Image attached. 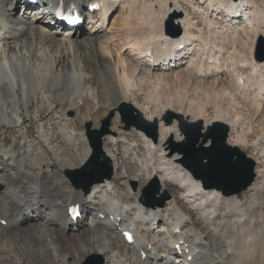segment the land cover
I'll return each mask as SVG.
<instances>
[{
	"label": "bare ground",
	"instance_id": "bare-ground-1",
	"mask_svg": "<svg viewBox=\"0 0 264 264\" xmlns=\"http://www.w3.org/2000/svg\"><path fill=\"white\" fill-rule=\"evenodd\" d=\"M33 1H37L35 6L27 0H0V129L21 127L23 106L29 114L30 110L42 114L62 105L55 122L62 129L63 138L59 143L58 133L45 122L39 138L25 145V150L14 147L4 155L6 166L11 172L17 171L14 173L20 178L11 176L13 186L5 189L6 196L1 193V201L9 205V210H2L5 217L0 213V231L9 228L12 232L7 241L1 242L2 249L11 247L13 240L25 242L26 247L13 250L12 257L20 260L31 254L30 264H81L91 255L101 256V264H187L179 250H189L194 256L193 264H264V169L255 172L254 181L246 189L226 195L215 185L205 187L187 164L194 161L192 150L201 138L207 136L200 149L210 143L208 140H212L210 148L221 144V127L215 125L221 131L217 134H204L203 124L197 133H191L190 127L182 129L187 139L180 150L186 156L183 164L181 156L174 155L170 148L175 129L165 125L161 115L151 113L149 117V121L160 124V161L153 156L154 130L148 133L135 126L117 141L112 140L113 133L120 129L113 126L108 135L111 143L103 145L113 176L85 190L74 182L71 185L68 177L84 169L93 148L87 133L70 134L72 120L63 117L79 109L87 99L98 102L105 110L110 106L119 112L124 103L137 101L140 93L160 89L164 95V87H179L193 75L195 90L204 96L209 94L206 104L215 107L216 118L212 121L221 126H241L245 115L241 116L243 119L240 115L246 111L248 99L254 110L264 108V62L258 60L259 56L255 61H239L233 59V54L224 57L218 39L228 42L242 34L243 39L250 30H261L264 14L251 8L248 0H200L198 4L207 3L206 8L196 5L194 10L207 16L208 31L214 32L209 44L203 40L205 34L200 35L203 38L196 35L190 15L175 18L183 34L173 39L165 33L163 24L162 28L157 25V30L149 22L140 23L146 19L140 20V13L135 14L140 0ZM97 3L101 10L91 11L90 7ZM170 5L167 4L165 18L180 12L176 5ZM57 8L76 10L84 25L73 31H60L55 19ZM150 13L147 17L153 16ZM214 16L216 23L211 20ZM240 18L244 20L241 27L237 26ZM231 29L235 30L230 33ZM197 41L201 48L195 52ZM184 51L187 54L182 56ZM248 70L247 77H243ZM212 78L215 80L210 82ZM157 92L148 95L150 105H169L163 107L164 111L188 118L186 109L185 114L174 111L170 101L163 103ZM133 105L137 113L146 116L145 110ZM203 112H199L200 120L206 118L207 111ZM253 117L249 115V125L256 123ZM85 118L88 119L87 113ZM252 127L243 133L232 130L229 143H248ZM175 132L178 137V130ZM189 136L198 139L192 142ZM227 142L228 138L226 145L230 146ZM257 144L254 142V146ZM188 149L189 157L185 153ZM263 158V153H257L256 163H263ZM29 168L38 171L34 174ZM153 178L160 182L161 193L167 196L158 205L141 198L142 186ZM134 182L140 185L137 191L132 188ZM148 192L152 198L158 193ZM76 205L81 206V218L74 220L69 209ZM88 216L90 220L85 221ZM128 230L135 233L134 244L124 239L123 233Z\"/></svg>",
	"mask_w": 264,
	"mask_h": 264
},
{
	"label": "rangeland",
	"instance_id": "rangeland-1",
	"mask_svg": "<svg viewBox=\"0 0 264 264\" xmlns=\"http://www.w3.org/2000/svg\"><path fill=\"white\" fill-rule=\"evenodd\" d=\"M165 1H166V4H165ZM199 1L200 0H198V1L197 0H140L137 3L138 6H136L137 10H135V14L137 16V15H139L138 13H140V16H142V17L138 16L139 19L140 18L143 19L144 17H146L147 21H146V19H143L142 21H140V23H144V24H147V25L150 24V26L154 25L155 26L154 28L157 29V30H160V28H162V24H163V28L165 30V33L166 32L169 33V38H171V39L177 37L176 35L178 34L179 29L181 30V35L183 34L182 29L179 27V25L176 24L175 18L185 17V15H190V18L192 19V21L194 22V24L196 26L195 27L196 35L200 36L201 34H203V35L205 34L204 38H203V36H200V37L203 38V40L205 39L204 41H206L209 44H211L210 41L213 40V38H211V37H212V34L214 32L211 33V32L208 31V27H207L208 23H205L208 20V19H206L207 16L197 14L195 12V10H194V7L196 5H199L198 4V3H200ZM248 1L251 2L250 3L251 8L254 7L255 11L262 12V14H264V0H248ZM176 2L178 4H176ZM227 2L230 3L229 0H227ZM167 4L168 5L171 4L170 6H173V5L175 6L176 5L175 7H177L180 10V12L176 13V14H174V13L170 14V15H168L165 18L164 16H166V13H167V8H166ZM199 6L202 7V8H206L207 3L206 4H200ZM251 8L248 11H250ZM154 11H156L157 14H155L156 12H154ZM148 12L149 13L152 12L150 14L153 15L152 17H154V16L155 17L153 19H152V17H147V16H151V15H148L149 14ZM171 16L174 17L173 21H172V24H168V21H169ZM248 16H250V15H248ZM164 18H165V20H164ZM213 18L211 20H213V22L215 21V23H216V20H218V19H216L217 17H215L214 19ZM242 19L243 18L238 19L237 26L238 25L240 27L242 26L243 21H244V20L242 21ZM111 20L112 19H110V21ZM162 20L164 22L160 23ZM150 21H153L154 24H152L153 22L151 23ZM148 22H149V24H148ZM157 25H159L158 27H160V26L161 27L160 28H156ZM234 30L235 29H231L230 33L232 31H234ZM241 37H243V34H242ZM241 37L237 38V39L231 38L230 41H228V42H225L224 41L225 39H218V43L219 44L221 43L220 45L222 46V48H224V51H223L224 52L223 53L224 57H225V55L227 57V56H229V55L231 56V54H233L232 55L233 59H236V60H239V61L242 60V58H243V60H247V61H250L252 59L255 61L257 59V57L260 56L262 51L264 50V27L261 30H259V31L258 30L257 31H251L250 30L247 34L244 35L243 39ZM207 38H208V40H207ZM209 38H211V39H209ZM222 41H224L223 45H222ZM200 46L201 45H200L199 41H197L196 45H195V47L197 49L194 50V51L198 52L200 50V48H201ZM226 48H227V51H225ZM170 49H171V47H170ZM238 51H240V52H238ZM184 54H187V53L184 51L181 55L183 56ZM242 55H244V56H242ZM182 62H183V59H182ZM185 64H187V63L184 62V65ZM222 70H224V69H222ZM193 71H194V69H193ZM246 72H249V70L245 71L243 73V75H244L243 77H247L248 73H246ZM226 77H228L226 79L229 80L230 79L229 77H231V76L229 75V76H226ZM234 78H236V77H234ZM199 79H200V77H199ZM195 80L196 79H194L193 75H192V78L189 81H187L186 83H181L180 84L181 86H179V87H176L174 85H173L174 87L172 85H170V86L167 85L169 87H164V89L166 88V92H167V93L165 92L166 94H164V95H162L160 93V89L157 90L158 92L154 91V90H151L152 92L150 91L151 92L150 94L152 96L153 93L156 94V92H157V94L161 96L162 102L164 103V101L165 102L170 101V105L172 106V107L171 106L170 107L173 108V110L176 111V112L178 110L179 111L181 110L183 112V114H185L184 111L186 109V115H187L188 118L184 117V119L187 122H189V123H194V122L201 121L202 124H203L202 132L204 134H208L209 132H211V134H217L219 132L221 133L220 129L214 128L215 123L212 121L213 119L216 118V113H215L216 110H214L215 107H213V105L210 104V103L206 104V103H208V99L209 98H207V96L209 94L207 96L202 95V93L199 94L195 90L196 89ZM212 80H215V79H213V78L210 79V82H212ZM236 80L237 79H235V81ZM192 83H194V84H192ZM185 89H186V91H185ZM188 89H190V90H188ZM182 92H183V94H182ZM184 92H186V93L188 92V93L186 94ZM150 94L140 93L139 98L137 99V101L131 99L130 103L129 102L128 103L131 104L132 106H134L133 104L136 103L141 109L145 110L144 112H147V113H146V116L145 115H143V116L148 121H149V117L151 116V113H154L155 116L161 115V119H162L161 121L164 120V123H166L165 116H166L167 113H170V112H169V110H165L164 111V109H166L167 106L169 107V105L166 104L167 106H164V104H162L163 106H160V107L158 105H155V104H151L150 105L149 100H148L149 99L148 95H150ZM154 94H153V96H154ZM195 95L197 97H195ZM180 97H182V98H180ZM179 99H181L182 103L180 102ZM249 101H250V99H248L247 102H246V105H247L246 111L244 112V114L242 113L240 115V118H241V116L245 115L244 119L241 118V119H243V120H241V122H242L241 126L243 128L241 126L235 128L232 124H230L231 126H228V127H229V134H230L232 130L235 133H237L238 131L243 133V132H246L248 130L247 128H250V126L251 127L254 126V127H252L253 130H251V135L252 136L248 138V143L241 144L240 146H236L235 143H229V137H230V135H229L227 144L232 146V147L233 146L234 147L235 146L239 147L243 152L246 153V155L248 157L253 159L255 161V163H256L255 155L257 153H261V154L263 153V155H264V129H263L264 128V108L262 109V108L259 107L261 112H260V110L258 111V109L254 110L253 109L254 107L252 105H250ZM199 102H200V104H198ZM82 103L80 104L79 109H77L75 111H70V112L67 113V115H63L64 118H66V116H68V118L69 119L71 118L70 120H72V122L70 123L71 128L69 127L70 128L69 130L72 131V132L70 133L69 130H68L67 131L68 134L70 133L72 135H78V136L81 135L82 133L86 134V125L88 123L92 124V128H91L92 130H101V128L103 127L104 121L109 118V116H110L112 111L115 112V110L113 108H111L110 106H108L109 108L105 107V108H107L106 110L103 109V107L101 108L98 105V102L94 101L93 99L84 100ZM176 103L178 105H180V107L178 105H176ZM205 105H206V107H205ZM90 106H91V108L93 110L90 108ZM200 106H202L204 108H202V110H201ZM163 107H164V109H163ZM62 108H63L62 105H57V108L52 107L51 111H49V112H42V114H37L33 110H30V114H29L28 109L23 106V115H22L23 118H24L23 125H21V127H18V128L3 127V128L0 129V178H1V181H0V213L2 214L3 217H5V215L2 213V210L3 211L4 210H9V205H5L4 201L3 202L1 201V193L4 194L3 196H6L8 194L7 193L8 191H6V190H9V188H11L13 186L14 181H13V179H11V176H13L16 179L20 178V176H17V174H15V173H17V171H12L11 172L10 171V167L6 166V162H5L6 156H4V155H6L14 147H16L17 150H19V151L25 150L24 149L25 145H27L30 142L32 143L36 139L39 138V136L41 134V131H42L41 130V125L43 123H45V122H49L50 123V130H52V128H53V130H55L56 133H58L57 134V135H59L58 136L59 137L58 138V142L62 141L61 140L63 138L62 129L60 127H58L56 125V122H55L56 116L59 113L62 112ZM89 108H90V110L88 111ZM104 110L107 111L106 115H104V112H105ZM198 110H199V112L202 111V114L204 113L203 110L205 112L207 111L206 118H205L206 120L204 118H203V120H200V115L199 114H201V113H199ZM188 111L190 113L194 112L195 114L193 113L194 114L193 115L191 113V115H190V113H188ZM249 111H251L252 114H250ZM257 112H260V113H257ZM86 113L88 114V119L85 118ZM196 114H198V116ZM228 114H230V112ZM249 115H250V117L254 116L253 120L256 121V123H254L252 125H249L250 124ZM83 118H84L85 122L82 120ZM247 119H249V120H247ZM154 120H155V118H154ZM149 122L153 123L154 121H149ZM245 124H248V126L246 127ZM165 125H167L168 127H173L175 130H178L179 135H180V136L178 135V137H181V135L183 136L182 139L178 138L175 130H172V132H174V133H172V137H170V138H172V142H173V144L174 143L175 144H174V146H172V144H171L170 148H171V151L173 152L174 155L175 154H179L181 156L180 158L183 160V164H184L186 156L184 154H182L180 152V150L183 148L182 143L187 141V139L185 137V134L183 133L182 129L179 127V123H178L177 120H175L170 125L167 124V123ZM113 126H117V128H119L120 130L118 132H114L113 133L114 136H113L112 140L115 138L117 141H119L124 134L126 136L127 133L129 132V131H126L124 129L125 125H124V123L122 121V118H121V115H120L119 112H115L113 118L110 121V125H109L110 132H111V129L114 128ZM133 127H135V126H132V128ZM210 127L213 128L212 131H210ZM244 127H245V129H244ZM188 130H190L191 133H197L198 128L197 127H193V128H189ZM51 133H53V132H51ZM108 135L104 138V142H107L108 144H110L112 140L109 139ZM141 135H145V133L142 132ZM158 135H160V130L158 132ZM158 141H159V137H158ZM158 141H157V143H154V140H153V143L156 145V149L153 150V156H155L157 158V161L158 160L160 161L161 160L160 156H162V155H160L159 152H158V151L161 150V148H160V146L158 144ZM203 141H204V139L201 138L199 144L196 145V150L195 151L192 150L193 156L195 154H199L198 150L200 149L201 144H202ZM208 141H210V143L207 144V145H204V148H207V150H202L200 152V154L203 155V156L204 155H208L210 153V147L212 146V140H208ZM254 142L258 143L257 144L258 149H257V146H254ZM59 143H61V142H59ZM103 145H104V143H103ZM134 146H135V144H134ZM28 150H30V149H28ZM190 156H191V153H190ZM47 157H48V155H47ZM90 159L91 158H89V160ZM235 159H237V158H235ZM89 160L86 162V164L89 162ZM102 161H103V159H102ZM262 161H264V158H263ZM207 162H208V160H205V163H207ZM86 164L82 168H84L86 166ZM263 166H264V162L259 164V165H258V163H256L255 172L262 171L264 169ZM29 169L32 170V172L34 174L37 173V171H38V168H35V169L29 168ZM180 169L181 168H178V170H180ZM260 169H262V170H260ZM72 176L79 177V174H75V175H72ZM112 176H113V172H112ZM112 176H111V178H112ZM68 179L70 180L71 185H73V181H72L71 177H68ZM104 179H106V178H104ZM96 183H98V182H96ZM94 185H92L91 187H93ZM132 188H133L134 191H137V190H139L140 185L137 182H134L132 184ZM74 189H75V187H74ZM149 190H151L152 192L153 191H158V193L156 194L155 197L152 198V197H150V194L148 192ZM143 197H144V201H147L148 203L153 204V205H158V204L161 203L162 198H164V197L166 198L167 196L164 193H161V184H160V182L153 178V179H151L148 182V184L142 186L141 198H143ZM17 215H18V213L14 215V218ZM92 216H95V213H93ZM34 218H36V217L34 216ZM9 231H10L9 228H7L5 231H0V244H1V242L7 241L8 237L10 236V234H12V232H9ZM25 247H26V243L25 242L21 243L18 240L17 241L13 240L12 246L8 247L7 249H2V247L0 246V264H30L31 254H25L23 256V258L20 259V260H17L16 258L12 257V251L13 250L24 249ZM84 251H85V254H87V250L84 249ZM59 260H60V258H59ZM102 262H104V260L102 259L101 256H99V255H91V256L87 257L84 261H82L81 264H101ZM34 264H42V263L35 262ZM244 264H252V263L251 262H249V263L246 262Z\"/></svg>",
	"mask_w": 264,
	"mask_h": 264
},
{
	"label": "water",
	"instance_id": "water-1",
	"mask_svg": "<svg viewBox=\"0 0 264 264\" xmlns=\"http://www.w3.org/2000/svg\"><path fill=\"white\" fill-rule=\"evenodd\" d=\"M173 18V16L170 17L168 24H172ZM180 34L181 30L179 29L178 34L176 36H179ZM258 60L260 62H264V50L262 51ZM119 112L122 117V121L125 125L124 129L126 131H130L132 126H136L137 129L145 130L148 133L153 132L154 130V143H157L160 126L158 121L148 123L143 117V115H141V113H137L134 107L129 103H124L120 107ZM114 114L115 112L112 111L109 118L104 121L101 130L93 131L91 129V123H88L86 125V133L88 135L91 147L93 148V155L90 161L84 167V169L80 173H78L80 174L79 177H74L72 175L70 176L76 187L88 190L96 182H100L104 178L111 177V172L109 170L110 168L108 167L109 162L103 152V143L104 138L110 133L109 125ZM166 116V123L169 125L172 124L175 120H177L179 123V127L183 130L187 129L188 127H197L199 131L202 130L201 121L196 123H188L186 120H184L181 115H176L175 113H167ZM215 125L216 127H221L223 129V140L221 144H215L213 148H210V153L204 156L201 155L200 152L202 150H207V148L199 149V154L191 156L194 161L187 164L190 166V169L193 174L196 177L201 178L205 187H207L208 185H215L217 189L222 190L226 195H229L232 192L234 193V191L240 192L250 186L254 181L256 177V163L253 159L248 157L240 148H232L226 145V140L229 135L228 126H221L217 124ZM215 125L214 128H216ZM197 139L198 138L195 136H189V140L192 142L197 141ZM206 140L207 136L204 141L206 142ZM187 151H189L190 153V150L188 149L185 152L187 157H189ZM234 157H236L237 159H234ZM205 160H208V162L205 163ZM211 182H213V184H211ZM162 201H165V197L162 199Z\"/></svg>",
	"mask_w": 264,
	"mask_h": 264
},
{
	"label": "snow or ice",
	"instance_id": "snow-or-ice-1",
	"mask_svg": "<svg viewBox=\"0 0 264 264\" xmlns=\"http://www.w3.org/2000/svg\"><path fill=\"white\" fill-rule=\"evenodd\" d=\"M189 259H191V258H189Z\"/></svg>",
	"mask_w": 264,
	"mask_h": 264
}]
</instances>
